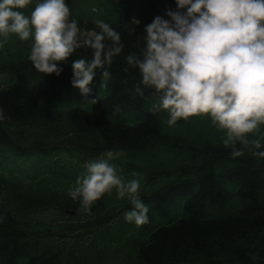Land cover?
Returning <instances> with one entry per match:
<instances>
[{"label": "trees", "instance_id": "obj_1", "mask_svg": "<svg viewBox=\"0 0 264 264\" xmlns=\"http://www.w3.org/2000/svg\"><path fill=\"white\" fill-rule=\"evenodd\" d=\"M67 2L84 31L96 18L110 23L124 53L85 96L71 86V64L89 49L57 77L35 70L30 39L12 35L0 48V264H264V158H232L207 117L169 126L166 112L149 111L152 90L136 94L138 72L122 71L137 36L175 0ZM109 149L123 152L113 163L125 179L141 178L145 224L123 219L130 205L115 190L88 213L67 195L82 164Z\"/></svg>", "mask_w": 264, "mask_h": 264}, {"label": "clouds", "instance_id": "obj_2", "mask_svg": "<svg viewBox=\"0 0 264 264\" xmlns=\"http://www.w3.org/2000/svg\"><path fill=\"white\" fill-rule=\"evenodd\" d=\"M175 5L144 27L136 38L137 51L124 55L122 71L138 72L136 94L152 90L155 101L149 111L166 112L169 126L207 117L222 132L221 143L232 158L245 150L264 158V0H175ZM93 23L94 29L82 30L70 18L67 0H0V48L12 35L30 39L28 58L35 70L57 77L72 54L82 46L89 49L90 57L71 64V86L87 96L97 71L109 80L114 59L125 49L110 23L99 18ZM139 24L133 17L130 32ZM5 119L0 107V122ZM122 155L109 149L86 160L67 195L88 213L94 202L115 190L130 205L123 219L142 225L148 222L149 206L140 195L139 174L125 179L113 163Z\"/></svg>", "mask_w": 264, "mask_h": 264}, {"label": "rangeland", "instance_id": "obj_3", "mask_svg": "<svg viewBox=\"0 0 264 264\" xmlns=\"http://www.w3.org/2000/svg\"><path fill=\"white\" fill-rule=\"evenodd\" d=\"M42 229H44V231H46V230H48V229H53V228H50V227H44V228H42ZM53 230H57V229H53Z\"/></svg>", "mask_w": 264, "mask_h": 264}]
</instances>
